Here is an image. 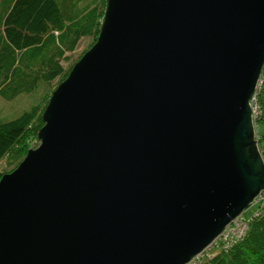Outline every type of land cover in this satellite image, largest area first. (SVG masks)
<instances>
[{
	"label": "water",
	"instance_id": "95a60500",
	"mask_svg": "<svg viewBox=\"0 0 264 264\" xmlns=\"http://www.w3.org/2000/svg\"><path fill=\"white\" fill-rule=\"evenodd\" d=\"M264 0H107L0 177V264H185L264 189Z\"/></svg>",
	"mask_w": 264,
	"mask_h": 264
},
{
	"label": "trees",
	"instance_id": "16d2710c",
	"mask_svg": "<svg viewBox=\"0 0 264 264\" xmlns=\"http://www.w3.org/2000/svg\"><path fill=\"white\" fill-rule=\"evenodd\" d=\"M106 7L107 0L85 4L82 0H0V98L12 100L33 92L40 84L59 80L49 94L42 96L44 99L28 110L11 119H0V163L14 166L8 172L18 166L39 139L51 94L79 60L64 69L61 62L68 61L66 53L72 52L83 37L92 39L86 52L92 47L102 28ZM260 78L264 79V66ZM256 97L264 111V83ZM261 120L263 116L255 118L257 124ZM259 136L261 147L262 135ZM261 208L238 242L200 264H264V205ZM244 211L240 217L245 216ZM219 244L212 246V251Z\"/></svg>",
	"mask_w": 264,
	"mask_h": 264
},
{
	"label": "rangeland",
	"instance_id": "374dc122",
	"mask_svg": "<svg viewBox=\"0 0 264 264\" xmlns=\"http://www.w3.org/2000/svg\"><path fill=\"white\" fill-rule=\"evenodd\" d=\"M89 1L90 0H82V4L88 3ZM91 40L92 39L88 38V37L81 38L78 41L75 49L72 52L66 53V55L69 57L68 61L64 60L61 62L64 69H67L72 64H74L78 59H80L82 57V55L90 47V45L92 43ZM58 82H59V80H58V78H56L50 83H45L46 85L43 84V86H42V84H40L41 86L38 85L39 88L35 89L33 92H31L29 94L23 93V94L15 97V98H13L12 100H5V99L0 98V119H11L13 117L18 116L23 111L28 110L33 104H36L39 100L41 101L42 99H44V97L42 98V96H46V93L49 94L56 87ZM263 83H264V79L260 78L259 79V88L260 89H262ZM260 89H259V91H260ZM259 116L264 117V111L263 110L259 111L258 117ZM258 133H259V135H262V138L260 139V145L264 151V120L259 121ZM39 143H40V140L36 139L28 149L30 150V149L36 148L39 145ZM258 143H257V147H258V150H259V152L263 158V161H264V152L261 151V147L258 146ZM6 164L7 163L5 161L0 163V175H2L3 172L8 173V171L12 167H14V166L9 167L8 165L6 166ZM263 190L264 189H262L260 192H262ZM263 205H264V193L261 194L260 198L256 199L255 201H252L251 204L245 209V211H244L245 216L242 218V220L235 222V225H236V223L238 224V225H236L237 228L235 230H238L237 232L239 233V235L236 236L235 238L231 239V241H229V245L234 243V242H238L240 240L239 236H240V232H243V228H242V226H244L243 223H245L247 225V223L250 222L251 218L255 219L258 215H260L261 210H262L261 206H263ZM236 226H234V227H236ZM230 233H231V231H229V235H230ZM226 243H227L226 241H224V242L221 241V243L217 247V250H214V251L207 250L204 253V255H202L200 257L201 263L205 260H210V259L214 258L215 255L219 251L224 250V249H228V247L226 246Z\"/></svg>",
	"mask_w": 264,
	"mask_h": 264
},
{
	"label": "built area",
	"instance_id": "2783aa9c",
	"mask_svg": "<svg viewBox=\"0 0 264 264\" xmlns=\"http://www.w3.org/2000/svg\"><path fill=\"white\" fill-rule=\"evenodd\" d=\"M259 89L260 88H259V82H258L256 91H255V94H254V98L250 102L251 103V109H252V115H253V124H254V139H255V141L257 143L259 142V137L260 136H259V133H258V124L256 123L255 118L258 117V113H259V111H261L260 110V106H259V104L257 102V97H256V95L259 92ZM262 193H264V190L262 192H259V194L254 198L253 201H255L256 199L260 198ZM242 218L243 217H240L239 215L236 216L209 245H207L200 253H198L195 256H193L185 264H200L201 263L200 257L202 255H204V253L207 250L212 251V246L216 245L217 243L219 244L221 241H223V242L226 241L227 242L226 246H228L229 245V241H231V239H233V238H235L236 236L239 235V233L237 232L238 230H235L237 228L236 225H238L237 223L235 225V222L242 220ZM243 224H244V226H242L243 232H240L239 238H242L245 235L246 231H247L248 223H247V225L245 223H243ZM234 226H236V227H234ZM229 231H231L230 235H229Z\"/></svg>",
	"mask_w": 264,
	"mask_h": 264
}]
</instances>
